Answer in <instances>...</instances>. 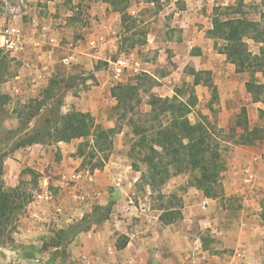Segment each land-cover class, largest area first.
Masks as SVG:
<instances>
[{
  "label": "rangeland",
  "instance_id": "obj_1",
  "mask_svg": "<svg viewBox=\"0 0 264 264\" xmlns=\"http://www.w3.org/2000/svg\"><path fill=\"white\" fill-rule=\"evenodd\" d=\"M30 1L0 0V44L4 32L14 26L20 28L25 35V48L26 44L33 47V43L38 39L36 37L38 36L37 30L43 26H49L48 21L43 22L42 26L40 22L34 20V8L29 5ZM84 1L65 0L64 8L58 16L63 21L70 20V22H58V26L64 28L71 24L72 27L65 35L73 41L82 39L86 42L89 34L87 30L93 27L98 18L97 15H92L89 10L93 0ZM78 2L80 3L76 4ZM169 2L170 0H124L129 8H132L136 3L141 10L136 16H132L133 19L129 22L132 30L129 33L122 32L123 27L120 22L121 32L117 34L116 38L118 52L113 54V60L117 61L122 56L130 57L134 53L141 59L142 64L144 63L145 69H152L157 76L172 74V81H187L188 83L184 85L177 82L174 89L183 91L182 97L187 100L192 92L191 86L194 78L190 73L194 67L190 63L184 64L186 56L184 51L181 60L173 52L174 44H177L178 47L183 45V39L176 27L171 26L170 22V24L164 22V28L160 27L157 18H155L163 9V5L167 7ZM40 4L39 8H42L43 6ZM48 6V3L45 4L47 11ZM227 6L235 7L231 10L232 12L234 9H239L240 12L232 14V16L261 21L264 25V0H229L228 5L215 6L214 9ZM168 12L171 14V10ZM63 13L64 15H62ZM110 14L108 25L115 26L118 19L121 21V16L119 18L114 11ZM85 27L87 30L83 32ZM64 41L65 43L69 42L68 39H64ZM246 42L252 53L259 54L261 43H256L251 39H246ZM217 43L221 46L223 41L218 40ZM34 46L36 45L34 44ZM185 49L188 48L185 47ZM0 50L8 57L6 69L2 70L5 71V75L4 82L0 83V93L10 97L8 104L0 106V112L2 109L7 114L2 125L7 129H16L20 125L15 114L16 109L34 98L25 92L24 82L21 85L18 84L19 92H15L12 88L14 83L17 84L15 77L24 75L26 68L24 56L20 57L19 51L16 52V55H12L14 50L10 51L6 46H0ZM179 62L180 64H178ZM147 64L153 66L150 67ZM106 65L104 62H100L99 68H104ZM88 73L91 72L86 71L76 76H63L64 80L61 82V86L65 87L66 91L62 109L64 113L73 109L81 111L74 104L73 96H79L81 91L89 89L90 86L86 80L92 76ZM134 73H127L129 74L127 75L128 81L138 75L144 76L145 72ZM56 77L58 76L55 75L51 80ZM255 79L264 83V73H256ZM155 84L154 80H147L141 87L136 101L141 112L150 109L148 104L151 90ZM44 89L36 95V98L40 97ZM208 91L207 98L198 101L189 118L192 122L205 121L219 141L226 170L220 177V185L223 190L218 198H207L201 190L191 186L190 174L186 170L172 176L160 189L151 190L141 179V172H138L133 166L137 164L140 169H144L140 155L141 150L136 148L132 151L137 138L133 134L130 123L127 120L118 121L117 113L110 110L109 107L108 110H104L97 106L95 111L100 115L109 113V120L115 118V125L119 129L114 139L113 152L105 167L94 173L89 171V159L79 158L76 155L82 140L76 139L67 144L64 143L62 146L59 143L43 145L47 148L45 156H42L43 161L38 166L40 170L30 167V171H35V175H33L28 169H22L23 174L19 177L17 186L21 182L23 189H26L28 194L32 193V201L19 212L14 224L16 228L10 234L11 240L7 239V236L0 239V264H83V257L95 264H130L131 257L121 253L120 249H116V246L126 240L125 238L128 241L131 240V237L132 240L133 237L134 239L141 237L150 241L149 237H152L153 232L160 231L166 225L159 219L161 214L159 208L163 205L168 206L171 201L173 206L181 212V217L173 223L177 231L186 233L191 242L200 248L206 247L215 253H232L240 234L235 226L244 216L243 210L247 204H244V200L239 196L227 193L226 181L231 172L242 171L244 166L235 164V143L244 133L241 124L245 121L244 110L250 129L264 128V114L260 112V108L253 105L252 96L246 91L224 118L220 108V98L214 99L211 89L208 88ZM68 92L73 95H68ZM262 98H264V94H262ZM129 116L137 118V115L130 114ZM95 122L108 127L97 117ZM261 150L262 147H260ZM11 158H14V161L18 159L12 155ZM43 185H47L53 200L60 201L66 211L77 207L79 214L75 218L74 224L85 219L83 231L76 237L69 236L64 239L62 232L68 226L60 227L48 222H45V230L39 231L27 241L18 236L27 223H29L28 227L31 226V222L28 220L31 217L30 208L36 201V195L42 192ZM172 195H176V198L172 199ZM214 200L218 204V209L211 217V220L214 221L210 224L211 220L208 219L205 205L217 206L213 202ZM261 204L264 208V202ZM101 208L104 209L99 210ZM261 257L262 264L264 253ZM151 261H147L146 264H155Z\"/></svg>",
  "mask_w": 264,
  "mask_h": 264
},
{
  "label": "crops",
  "instance_id": "obj_2",
  "mask_svg": "<svg viewBox=\"0 0 264 264\" xmlns=\"http://www.w3.org/2000/svg\"><path fill=\"white\" fill-rule=\"evenodd\" d=\"M64 1H30L29 5L34 8V20L40 22L42 26L44 25L43 22L48 21L49 26H43L37 30L38 36L36 37L38 39L33 43V47L26 44V48L23 51H19V56H24L26 68L24 75L15 77L17 84L14 83L12 88H14L15 92H19L18 84L21 85L24 82L25 92L32 98H36V95L48 86L51 78L55 75L61 77L76 76L86 71L91 72L88 74L92 77L86 80L90 86L88 87L89 89L81 91L79 96H73L74 104L82 112L91 113L94 118L97 117L100 121H103L108 126L107 128H114L116 126L115 118L109 120V113L100 115L99 112L95 111V107H102L104 110H108L109 107L113 111L117 105V100L112 96V88L117 83H127V75L134 73L129 72L123 77L116 78L112 72L115 63L113 54L118 52L116 38L117 34L121 32L119 25L120 22L122 24V14L115 11L104 0H93L90 3V5L93 4L89 10L92 15H97L98 18L91 29L87 30L86 27L83 29V32L87 30L89 33L86 42L82 39L73 41L65 35L69 32L72 25L69 24L64 28H59L58 26V22H70L69 19L63 21L58 17L64 8ZM84 2L88 1L85 0ZM47 3L49 4L48 11L45 8ZM228 3L229 0H170L168 5L166 4L167 7L163 5V9L159 11L158 16H155L157 22H159L158 26L163 27L165 26L164 22L165 24L170 22L171 26L176 27L180 33L183 39L182 46L184 47H178L176 46L177 44L173 46L175 48L173 52L178 56V59L181 60V55L184 51V54L186 53L185 65L190 63L196 71H210L212 73L213 83L218 89L220 108L224 118H226L225 116L230 111V108L233 109L235 103L240 101V97L243 96L244 92L246 93V82L252 78L251 73L237 72L236 66L227 60L226 55L215 49L216 41L207 34L212 28L214 7L219 5L226 6ZM39 4L43 7L39 8ZM168 9L171 10V14ZM139 10L141 9L136 3L132 8H127V12L131 17L133 15L136 16ZM112 11L117 13L118 17L121 16V21L118 19L115 26L107 24ZM122 32H125L124 29ZM41 33L46 35V41H54L53 45L51 44L52 46L47 45L46 42L39 46L36 45L40 40L39 36ZM99 35L106 38V43L96 51L90 49L88 40ZM64 39H68L69 42L65 43ZM185 47L188 49H185ZM11 54L16 55V52ZM131 55L130 57L140 64L141 71L139 72H145V75L150 76L155 81L156 84L151 93L159 97L171 99L176 95V90L174 89L177 82L178 84L182 83V85L188 83L187 81H172V74H165L159 77L152 69H145L144 63L142 64L141 59L137 55L134 53ZM100 62H104L107 65L104 68H99ZM147 66L152 67L153 65L147 64ZM190 75L192 74L190 73ZM132 81L136 82V80ZM192 85H194V81H192ZM194 90L198 101H202V98H207L208 87L203 83L195 85ZM68 95L73 94L68 92ZM253 105L260 108V112H264V103L256 102ZM224 126H226L225 123ZM64 143L67 144L68 142H60L59 145L62 146ZM260 143L261 145H259ZM260 147H262L261 151ZM46 148V146L39 144L21 148L11 154L13 157L16 156L18 158L15 161L14 158H11V155L8 156L4 162L3 179L5 185L12 188L16 187L19 177L23 174L22 169H28L29 172L30 167L40 170L38 166L43 161L42 156H45ZM235 151L236 166L240 164L245 166L252 163L256 181L253 186L245 184L242 171L231 172L227 178V193L239 196L244 200V204H247V207L243 210L244 216L240 218V222L235 226L240 231V234L232 253H215L206 247L200 248L191 242L186 233L177 231L172 223L164 225L160 229L161 232L154 231L152 237H149L150 241L141 237H135V239L133 237L132 240L131 237L126 247L120 249L121 253L131 257L130 264H146L147 261L150 262L151 260L155 264H261V255L264 253V220L262 219L264 208L261 204V202H264V139L254 144H237ZM46 186L43 185L41 193L49 191ZM41 193L36 195V201L32 203L30 208L31 217L28 220L31 222V226L28 227L29 223H27L25 227L20 228L21 233L18 234L20 238L26 241L33 238L39 231L45 230V222L60 227H70L74 224L75 218L79 214L77 207H72V209L66 211L60 201L53 200V197L49 200H44L41 197ZM213 202L217 204L216 200ZM43 203L45 205H42ZM205 208L208 219L211 220L214 212L218 209V204L217 206L213 204L205 205ZM213 221L211 220V223L210 221L209 223L212 224ZM160 225L162 226L161 222Z\"/></svg>",
  "mask_w": 264,
  "mask_h": 264
},
{
  "label": "trees",
  "instance_id": "obj_3",
  "mask_svg": "<svg viewBox=\"0 0 264 264\" xmlns=\"http://www.w3.org/2000/svg\"><path fill=\"white\" fill-rule=\"evenodd\" d=\"M115 11L122 14L124 34L132 30L129 22L132 17L128 14V5L124 0H104ZM233 6L216 7L212 18V28L208 36L214 39L215 49L225 54L227 60L236 66L237 72H249L252 78L246 82V91L252 96V101L264 103V83L256 81V73H264V25L261 21L249 20L246 17H236L239 9ZM251 39L261 43L259 54L252 53L246 42ZM218 40L223 41L219 46ZM8 63V57L0 50V83L4 82V68ZM194 85L191 86L190 97L186 100L182 97L183 91L177 90L173 98H162L153 93L150 94V109L140 111L136 103L141 87L146 81L152 80L148 75H138L127 83H117L112 88V96L117 100L114 112L117 120H127L137 138L132 151L141 150V161L144 169L139 165L133 166L141 172V179L151 190L160 189L172 176L185 170L190 174V185L201 190L207 198L216 199L221 195L222 188L220 177L226 170L220 144L213 135L211 128L205 121L192 122L189 118L197 105L198 98L194 86L203 83L213 93V98L218 99V89L213 83L210 71H196L192 69ZM61 78V79H60ZM64 78L61 76L52 79L42 91L39 98L31 99L15 114L20 125L16 129H7L2 125L7 114L0 112V239L11 240V233L16 228V218L22 210L32 201V193L20 185L12 188L5 185L4 162L15 151L32 145L58 144L82 140L77 148L76 155L79 158H88V168L91 173L101 170L111 156L114 149V139L118 134V127L107 128L97 124L91 113L77 111L75 109L64 113L62 108L66 96L65 87L61 86ZM132 80H136L133 82ZM10 97L0 93V106L8 104ZM137 115V118L129 115ZM262 114L264 112L262 111ZM245 121L241 124L244 133L237 144H254L264 139V128L250 129L244 110ZM222 130V129H220ZM35 175V171H30ZM176 195H172V199ZM101 208L99 210H103ZM106 210V209H105ZM160 221L163 224H172L181 217L171 201L168 206L163 205ZM109 212V211H108ZM107 212V215H108ZM264 220V211L262 212ZM85 219L75 223L64 230V239L69 236L76 237L83 231ZM59 238H61L59 236ZM118 244V249L126 247L128 240L125 238ZM264 264V258L262 261Z\"/></svg>",
  "mask_w": 264,
  "mask_h": 264
},
{
  "label": "built area",
  "instance_id": "obj_4",
  "mask_svg": "<svg viewBox=\"0 0 264 264\" xmlns=\"http://www.w3.org/2000/svg\"><path fill=\"white\" fill-rule=\"evenodd\" d=\"M44 33H41L39 36V41L37 42V46L41 45L42 43H45L47 45H53V40L46 41ZM25 35L23 34L22 30L18 27H10L7 29L4 34L1 36V44L0 46H6L10 51L14 50L13 52L17 51H23L25 49ZM106 43V38L102 35L96 36L92 39L88 40V46L92 50H98L101 46H103ZM51 45V46H52ZM66 63H68L65 60ZM71 62V61H70ZM141 71L140 64L132 59L131 57L122 56L117 61H115L112 72L115 75L116 78L123 77L129 72H139ZM243 175H244V183L253 186L255 184L256 178L255 173L252 168V163L246 164L243 166L242 169ZM74 177H77L74 175ZM41 197L44 200L51 199V194L47 190L45 193H41ZM60 211V209H58ZM83 264H95L92 261H89L86 259V257L82 258Z\"/></svg>",
  "mask_w": 264,
  "mask_h": 264
}]
</instances>
